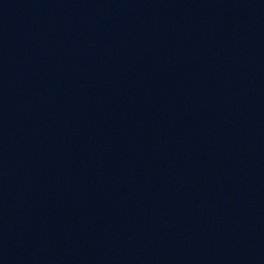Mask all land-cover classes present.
Instances as JSON below:
<instances>
[{
  "label": "water",
  "instance_id": "water-1",
  "mask_svg": "<svg viewBox=\"0 0 264 264\" xmlns=\"http://www.w3.org/2000/svg\"><path fill=\"white\" fill-rule=\"evenodd\" d=\"M0 264H264V0H0Z\"/></svg>",
  "mask_w": 264,
  "mask_h": 264
}]
</instances>
